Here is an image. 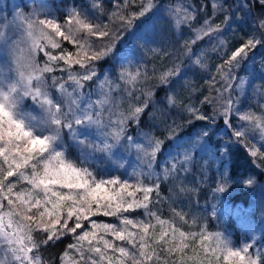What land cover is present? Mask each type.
Returning a JSON list of instances; mask_svg holds the SVG:
<instances>
[{"label":"snow or ice","instance_id":"obj_1","mask_svg":"<svg viewBox=\"0 0 264 264\" xmlns=\"http://www.w3.org/2000/svg\"><path fill=\"white\" fill-rule=\"evenodd\" d=\"M257 2L260 11L253 18L251 35L231 52L226 40L213 45L222 62L206 81L209 95L200 101L201 106H213L211 116L191 103L182 104L175 94L167 95L170 107L182 106L189 114L188 123L222 117L233 142L247 149L253 163L257 158L264 160V104L259 112L242 111L237 107L240 97L233 93L243 92L247 83L237 70L258 46L264 47V0ZM159 8L158 0H113L108 11L102 0H92L91 15L89 9L72 7L61 22L40 3L30 13H17L14 21L0 25V264H57V260L58 264H264V245L255 238L235 246L223 231H210L206 221L173 207L175 201L162 195L161 183L178 181L194 159L187 149L177 155L169 152L161 172L154 170L158 155L166 141L176 136L179 125L174 121L166 125L163 138L142 133L143 142L128 134L131 124L139 127L153 88L168 86L182 75L180 63L163 68L158 75L155 69L150 75L143 65L131 67L128 45L144 38L136 30L159 18ZM236 8L250 12V0H237ZM212 9L213 15L198 27L193 23L196 9L191 6L164 9L173 28L183 25L192 32L179 45L181 55L205 72L211 70L204 53H195L193 45L205 37H218L228 27L232 6L214 0ZM217 13L225 14L219 23L214 22ZM105 15L107 22L101 19ZM122 43L125 50L118 52L117 45ZM109 58L120 62L119 83L107 75L99 78L98 63ZM150 79L158 84L145 88ZM89 82H95L99 90L95 100L84 91ZM120 91L122 96H113ZM259 91L264 95V88ZM26 101H31V107L25 106ZM233 116L238 117L239 126L233 125ZM208 135L203 131L198 140ZM257 135L259 147L252 139ZM125 141L140 162L130 178L99 171V160L111 159ZM69 147L76 149L75 157ZM222 151L227 154L226 148ZM114 163L124 167L123 162ZM233 183L251 186L255 178L234 180L221 173L213 191L225 193ZM174 190L178 197L189 189L176 183ZM165 201L170 210L167 218L157 207ZM137 210H143L144 218L131 216ZM211 215L216 217V205ZM96 216L113 217L118 223L91 219ZM68 235L72 242L58 257H45L43 249Z\"/></svg>","mask_w":264,"mask_h":264},{"label":"trees","instance_id":"obj_2","mask_svg":"<svg viewBox=\"0 0 264 264\" xmlns=\"http://www.w3.org/2000/svg\"><path fill=\"white\" fill-rule=\"evenodd\" d=\"M10 1L11 0H6L5 2L9 5ZM15 1L17 4L24 5L30 0ZM40 2L49 7L59 17L61 22L64 20L66 11L72 7L89 9V14H92V0H40ZM102 2L105 5L106 10H112L113 0H102ZM119 2H122V0H119ZM212 2L213 0H158L159 5L164 6H174L176 4L192 6V8L196 9V20L200 21L198 24H194L197 27L203 22V19L206 16L213 15V9L210 6ZM235 9L236 8H232L228 27L221 34H219L218 37H205L203 40L198 41L195 45H193V51L195 53L199 54L201 51H203L204 60L208 64L209 69L211 70L210 72L202 71L198 66L191 64V61L188 58L181 55L183 49L180 48L179 45L185 39L183 40L179 35L171 34L169 31L166 32L169 36V39L170 37L175 39L173 48L171 50L166 49L168 51L163 52L168 53L169 55L167 56H164L163 53L159 54V60L161 62L160 64L147 65L146 68L150 75L153 73L154 69L158 75L159 71L163 68L171 67L174 63H180L182 75L178 79H174L173 82L168 86L161 85L153 88L154 95L151 98L148 109H146L144 115L141 117V123L139 127H137L135 124H131L129 130H133L135 128L141 129L145 128L146 125H149L152 134L163 138L167 135L166 125H171L174 121L176 125H179L176 130V136L173 139L166 141L164 150L167 148V146H170L169 148L173 149L179 146L178 143L185 144V141L190 139L196 130H209V135L205 137V144L209 152L215 153V155L218 156L219 152L225 148L227 149V156L226 158H222L221 162L219 163V169H226L227 175H230L234 180L237 177L243 179L251 175L255 178V183L244 188L238 187V190L227 198L222 197L223 199H216L213 194V190L215 189L213 184L208 179H206L209 182V185H206V180L202 177L208 175L209 173H215V170L210 167L205 168L199 162L200 160L196 161L193 159L191 164L188 166L190 170L188 172H181L180 179L178 181L169 180L163 181L161 183V193L163 196L171 197L172 200L175 201V203L172 204L173 207L182 209L184 212L189 213L190 216L200 217L206 221L210 231H226L234 243H239L240 240L238 231L236 229V222L232 216V213L238 211L239 209L252 206V202L255 200L258 204L260 203L258 198H260L261 195L257 193V190H259L264 183V160L257 158L256 163H253V158L248 154L247 149L242 144L233 142L235 138L232 136L231 129L225 126L222 117L217 116L214 122L193 120L192 123H188L190 116L186 111H184L182 106L170 107L168 103H160L158 101L161 96L167 97L168 90L170 87L174 86V83L178 82V80H183L187 82V90L178 92V97L182 101V104L191 103L196 107H200L201 111L205 114L211 116L213 112V106L208 104L201 106L200 101L204 96L209 95V88L206 81L211 78V73L215 71V66L222 62L219 53L212 51L213 45L218 44L220 39L226 40L228 42V51L231 52L235 47L239 46L243 42V39H245V37H243L244 35L249 36L254 31L253 18L257 16V13L253 10V8H251V11L248 12V18L246 19L245 17L244 19L248 20L249 22L243 23H241V19H243V17L238 18L239 16L235 13ZM224 15V13H217L214 22L219 23L221 20H223ZM101 19L107 22L106 15L101 17ZM197 21H194V23ZM137 23L138 25L140 24L139 21ZM229 32H232L235 35L238 34L240 36L238 38L240 41L236 42L238 39H234L232 34ZM64 47H68L70 50H73L72 45L68 44L67 42H64ZM124 48L125 47H122V44L117 45L118 52L123 51ZM40 58L43 59L42 54ZM169 58L173 59L168 61ZM262 60H264V47L258 46L253 53H250L249 59L245 61L241 68L237 70V76L242 77L247 81L242 94L244 96L249 95V98H240V103L237 105V107H239L242 111L252 108L254 111L259 112V105L264 104V95H262L259 91V89L264 88V64H262ZM119 67L120 62L115 58H109L100 61L98 63V74H100L99 78L103 77L102 69H107L106 71L111 70L110 78H113L112 80L119 83L117 78L118 74L116 71V69L118 70ZM55 74L60 75V73ZM157 84V80L150 79L147 84L144 85V87L148 88ZM89 85L90 89H93L97 86L95 82H89ZM219 86L220 85H217V87ZM193 89H195V91H193ZM211 94L215 96V90H213ZM233 95L239 96L238 90L235 91ZM141 99H143V96ZM232 123L233 125L239 126L240 122L237 116L232 117ZM252 139L253 142L259 147V136L257 135L252 137ZM197 151L198 150L195 151L194 157H199L202 159V154H199ZM262 151H264V149H262ZM69 154L73 157L76 156L74 150H71V148L69 149ZM163 157L164 151L157 157V163L154 165L155 171L161 172L163 167L161 166L160 162L162 161L165 164ZM258 164L261 165V167H257ZM111 174L115 175V173ZM176 183L183 184L189 190L177 197L175 194L176 190H174ZM233 184L239 186L243 185L241 183ZM212 205H216V207L219 208L230 206L224 226L216 224L217 222L213 223V219L207 216L209 210L208 208H210ZM157 207L161 209L163 217L167 218L170 216L168 201H165V203L158 205ZM137 212L138 210L131 213V216L136 217ZM91 219L109 223L117 222V220L113 217L96 216L92 217ZM69 223L71 224L72 222L70 221ZM79 231L80 230H78V232ZM263 238L264 237H262V239ZM71 242L72 237L71 235H68L58 241L55 246H49L43 249L45 257L51 256L55 259L64 250L65 246Z\"/></svg>","mask_w":264,"mask_h":264},{"label":"rangeland","instance_id":"obj_3","mask_svg":"<svg viewBox=\"0 0 264 264\" xmlns=\"http://www.w3.org/2000/svg\"><path fill=\"white\" fill-rule=\"evenodd\" d=\"M6 0H0V25H3L5 23H10L15 20L17 13L23 12L24 14H28L33 10V7L40 4V0H30L28 3L26 2L24 5L17 4L15 0H11L9 2V5L5 2ZM214 2V0H213ZM212 2V3H213ZM218 2L224 4L225 7H228L229 5L232 6V8H236L237 0H218ZM211 3V7H212ZM251 8L257 13L260 11V5L257 2V0H250ZM177 5V4H176ZM47 7V6H46ZM167 6L160 5L159 11L157 13V16L159 18L153 17L152 19L146 21L143 25L140 26V29L136 30L140 33L144 34V38L136 41L134 44L128 45V51L130 52V58L132 60L131 67L133 70L137 65H154V64H160V57L159 54L163 53L165 51L171 50L173 48V44L175 42L174 38L169 39V36L167 35V31H169L171 34L179 35L183 40L188 39L192 36V32L187 26H181L182 28L180 30H177L172 27L170 20L165 15L164 9ZM192 7V6H191ZM49 8V7H47ZM50 9V8H49ZM235 13L239 17H243L241 19V23L243 22H249L248 20H244L248 18V12L240 11L239 9H235ZM246 15V16H245ZM197 21V20H195ZM200 21L193 22L195 25L198 24ZM238 25V24H237ZM14 26V25H13ZM245 26V25H243ZM234 32V31H232ZM232 32H229L232 34L234 39H238L240 36L237 34H233ZM243 37L247 38L246 35ZM127 38V37H126ZM127 40V39H126ZM240 39H238L236 42H239ZM122 47H125V45L122 43ZM121 48V46H120ZM152 49H159V52H153ZM168 49V50H166ZM125 50V48L123 49ZM173 58H169L168 61H170ZM175 62V61H174ZM78 67V66H77ZM107 69H102L103 77L100 78V80H103L105 75H107L109 78L111 77V70L106 71ZM117 74L120 71V67L118 70L116 69ZM100 75V74H99ZM113 79V78H110ZM173 87H170L168 90V94H175L178 96V92H183L184 90H187V82L183 80H178V82L173 84ZM123 88V85H122ZM86 93H91V99L95 100L97 99V93L98 88L97 86L93 89H90V85L88 84L87 87L84 89ZM239 92L240 98H249V95L244 96L242 92ZM123 95V92H114L113 96L119 98ZM158 101L160 103H168L166 96H161ZM87 102V98L85 100ZM26 107H31V101H26L25 104ZM127 101L125 100L123 107L127 108ZM203 131H209L208 129H201L196 130L195 133L191 136L190 139L185 141V144H179V146L170 149V146H167V148L164 150V162L166 158L168 157L169 152H172L173 155L182 154L184 150H189L193 156V158L196 161H199L203 167L205 168H213L215 170V173H209L206 176H202L203 179H208L214 186L216 187L217 181L220 179L221 173H227L226 169H219V163L221 162L222 158H226L227 154H224L223 151L219 152V155H215V153L209 152L207 149V146L205 144V137L198 140L200 137V134ZM150 126L146 125L145 128H135L133 130H129L128 134L133 136L134 139L137 140V142H143V136L142 133H149ZM66 142L70 144V141H68V138L65 137ZM125 147L118 148L115 150L114 155L111 159H108L106 157L101 158L99 160V163L96 165L98 167V170L102 173L107 171L111 173H115V175H121L123 178L128 179L130 178V174L133 172V169L139 165V160L137 159V153L134 149L127 150L126 145L127 142H124ZM195 145V146H194ZM74 150L75 154L77 155L76 149L74 147H69V149ZM68 149V151H69ZM199 154H202L203 158L200 159L199 157H194L195 151ZM99 156V154H98ZM114 161H120L124 163L123 168H119ZM161 166L164 167V163L161 161ZM191 164V163H190ZM189 164V165H190ZM188 165V166H189ZM156 173H160L159 171H155ZM206 185H209V182L205 181ZM238 187H247L245 185H235L232 184L229 190L225 193H216L213 191V194L216 199H223L229 197L231 194L236 192L238 190ZM257 193L261 195L260 198H258L259 204L257 201H253L252 206L239 209L238 211H235L232 213V216L236 222V229L238 231L239 236V243H234L235 246H240L242 242H252V239L255 238L258 245H264V183L262 187L257 190ZM223 197V198H222ZM251 205V204H250ZM213 205L208 208V217H211L213 219V223L217 222L216 224H220L222 226L225 225V219L227 217V214L229 212L230 206L226 207H217V215L216 217H213L211 215L212 213ZM137 216L143 217V210H138L136 213ZM118 223V221L116 222ZM214 231H220V230H214ZM226 235L230 236L226 231H223Z\"/></svg>","mask_w":264,"mask_h":264}]
</instances>
